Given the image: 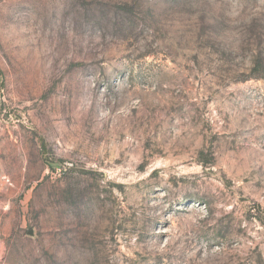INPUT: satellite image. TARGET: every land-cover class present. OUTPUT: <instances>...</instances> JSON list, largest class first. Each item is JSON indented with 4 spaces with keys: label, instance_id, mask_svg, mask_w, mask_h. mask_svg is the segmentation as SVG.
<instances>
[{
    "label": "rangeland",
    "instance_id": "obj_1",
    "mask_svg": "<svg viewBox=\"0 0 264 264\" xmlns=\"http://www.w3.org/2000/svg\"><path fill=\"white\" fill-rule=\"evenodd\" d=\"M0 264H264V0H0Z\"/></svg>",
    "mask_w": 264,
    "mask_h": 264
},
{
    "label": "trees",
    "instance_id": "obj_2",
    "mask_svg": "<svg viewBox=\"0 0 264 264\" xmlns=\"http://www.w3.org/2000/svg\"><path fill=\"white\" fill-rule=\"evenodd\" d=\"M2 76V70H1V68H0V77Z\"/></svg>",
    "mask_w": 264,
    "mask_h": 264
}]
</instances>
